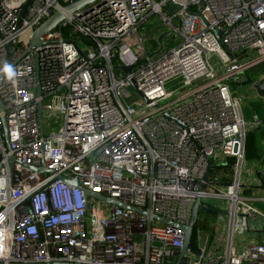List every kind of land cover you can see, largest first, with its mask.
<instances>
[{
  "label": "built area",
  "instance_id": "2783aa9c",
  "mask_svg": "<svg viewBox=\"0 0 264 264\" xmlns=\"http://www.w3.org/2000/svg\"><path fill=\"white\" fill-rule=\"evenodd\" d=\"M27 1L0 0V264H264L263 243L236 241L264 212L241 184L260 121L235 94L264 61V0ZM58 13L39 46L22 39ZM154 17L173 48L146 49L138 29ZM229 159L232 182L206 184ZM211 198L229 210L182 258L183 231L157 218L186 226Z\"/></svg>",
  "mask_w": 264,
  "mask_h": 264
},
{
  "label": "rangeland",
  "instance_id": "374dc122",
  "mask_svg": "<svg viewBox=\"0 0 264 264\" xmlns=\"http://www.w3.org/2000/svg\"><path fill=\"white\" fill-rule=\"evenodd\" d=\"M168 31V27L162 25V22L157 18L154 17L149 24L139 27L138 32L142 38H145V47L146 49H150L152 46H155L157 44V47L160 46L159 43V37L162 34H165ZM31 33H23L22 39L26 41L27 43L30 42L31 39ZM176 35H171L163 39V45L166 47V49L173 48L176 45ZM264 60V59H263ZM250 72L254 73H261V75H264V61H261L260 63L256 64L255 67L250 69L248 72L252 78H249L246 74L245 79L248 80L251 79L253 81H258L259 77L261 75L251 74ZM261 78V77H260ZM264 78V77H263ZM169 90H173L174 95H179V91L177 90V87H170ZM236 96L240 99L242 104L243 113L246 119L252 120L253 111L251 110V107L253 105V102L255 103L257 101L256 97V90L248 83L246 85L245 83H242L235 91ZM263 101V100H262ZM163 102L162 104H164ZM62 125V121L58 120L56 116L54 115H46L45 116V127L47 128L48 132H55L59 129V127ZM247 168V161L244 164L242 173L244 174ZM242 194H243V187H242ZM261 195H263V192L261 194H252V196H257L258 198H262ZM206 204L209 205L212 208L221 210H229L230 202L228 201H222V200H216L214 198H211L206 201ZM254 205L257 206V208L264 212V203L262 201L254 202ZM209 208V207H208ZM217 213V212H216ZM215 211L205 210L202 211V216L199 218L200 225L198 230L201 231V234L204 233H210V231L213 230L214 224L217 220V215ZM264 227V221L261 220V228ZM237 241V240H236Z\"/></svg>",
  "mask_w": 264,
  "mask_h": 264
},
{
  "label": "water",
  "instance_id": "95a60500",
  "mask_svg": "<svg viewBox=\"0 0 264 264\" xmlns=\"http://www.w3.org/2000/svg\"><path fill=\"white\" fill-rule=\"evenodd\" d=\"M30 1L31 0L27 1L25 9H27V6L29 5ZM94 1H96V0H80L74 4L69 5L66 8V11L68 13H74V12L80 11L83 7H85L89 4H92ZM173 9L174 8H171L170 10L173 11ZM63 19H64V16L61 13H58V14L54 15L53 17H51L49 20H47L33 34L31 41H30V46L31 47L39 46L41 37L47 35L49 32H51L52 30L57 28L58 25L63 21ZM215 34L218 36V38L221 37L220 33L216 32ZM170 35H171V32H166L165 34H162L159 37L160 45H162L163 39L170 36ZM10 68H11V66H8L5 70V72H7ZM115 69L122 71L127 77H130L133 73V70H134L133 67H126V66H116ZM247 82L257 91V93L260 96L264 97V78L260 79L258 81H253V80L248 78ZM130 83H131L132 88L136 90L134 82L131 80ZM38 107H39V111H41V109H42L41 108V102L38 103ZM4 109H5V106L3 105L2 101L0 100V111H4ZM2 125H3V130L5 132V135H6L5 118H2ZM31 169L34 171H45L44 167H41L40 169L33 167ZM210 173H211V168L209 169V171L207 173V176L205 178V182H206V184L212 185L213 182L209 179ZM58 179L63 180V181H67L68 183L72 184L75 187H80V184L78 181H72L71 182V181L65 180L64 178H62L60 176L58 177ZM205 187H206L205 184L202 185V189H205ZM84 194H85V198H86V203H88L89 198H95V199L100 200L104 203H108V204H111L113 206L125 209V210L130 209L129 206H127V205H125V204L121 203L120 201L113 199V198H107V197H104L100 194L91 193L90 191H87V190H84ZM29 203H30V199L27 198L26 201L24 202V204H25V206H29ZM203 208H207V206L201 200H197V202L194 206V209H193V213H192L190 223L186 226H176L175 224L168 222L164 219L157 218L160 222H162L166 225H169V226L178 227L179 229H181L183 231V233H184V244H183V248L181 250V257L182 258L185 257V255H186V253L190 247L192 236H193L195 227H196L198 219H199V212ZM140 213H142V212H140Z\"/></svg>",
  "mask_w": 264,
  "mask_h": 264
},
{
  "label": "crops",
  "instance_id": "0c3cea01",
  "mask_svg": "<svg viewBox=\"0 0 264 264\" xmlns=\"http://www.w3.org/2000/svg\"><path fill=\"white\" fill-rule=\"evenodd\" d=\"M251 74L261 75V73H254L250 72ZM261 77V78H260ZM258 80L263 79L264 75H261ZM256 97L258 102H263L264 97L260 96L256 91ZM263 100V101H262ZM253 102V104H255ZM251 107H254L252 105ZM253 111V116H257L260 121V127L255 131L256 138H257V149L261 153L260 159H251L247 160V168L245 173H242L241 176V184L243 187V196L247 199L252 201V204L254 205V202L261 201L264 199V123L262 122V119L264 116L260 112L259 115L255 112L254 108H251ZM223 185V184H221ZM224 186V185H223ZM261 194L263 192V195H261L262 198H258L257 196H252V194ZM255 206V205H254ZM257 208V206H255ZM211 210L215 211L218 217H223V214H226L227 210L220 208H210ZM258 209V208H257ZM259 210V209H258ZM260 211V210H259ZM222 212V214H220ZM262 212V211H260ZM220 215V216H219ZM261 218H258L256 221L252 222L250 224V230H247L246 233L242 236H237L236 240L237 243L241 244H248V243H263L264 244V227L261 228Z\"/></svg>",
  "mask_w": 264,
  "mask_h": 264
},
{
  "label": "trees",
  "instance_id": "16d2710c",
  "mask_svg": "<svg viewBox=\"0 0 264 264\" xmlns=\"http://www.w3.org/2000/svg\"><path fill=\"white\" fill-rule=\"evenodd\" d=\"M249 75L250 74L247 73V76L249 78H252ZM243 83L248 85L247 80H245ZM253 105H254L253 108H254L255 112L258 115H259L260 112L263 114V112H264V101L255 103ZM260 119H262V122L264 123V117L263 118L260 117ZM255 131L250 132L247 135V140H246V159L248 161L251 160V159H260V156H261V153L257 149V138H256ZM233 175H234V160L233 159H229L228 163L225 164V165L214 166L212 168V170H211V176L214 177L215 179H217L218 183L223 184V185L230 184L232 182ZM205 210L212 211L210 208L201 209L200 212H199V218L202 216V211H205ZM200 224L201 223H200V221L198 219L197 225L195 227V231L198 230ZM210 232H212V231H210ZM192 244L194 246V239L192 240Z\"/></svg>",
  "mask_w": 264,
  "mask_h": 264
}]
</instances>
